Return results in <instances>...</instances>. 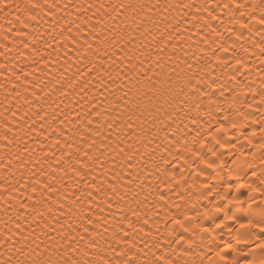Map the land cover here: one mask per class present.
<instances>
[{
	"label": "snow or ice",
	"instance_id": "6c2138e0",
	"mask_svg": "<svg viewBox=\"0 0 264 264\" xmlns=\"http://www.w3.org/2000/svg\"><path fill=\"white\" fill-rule=\"evenodd\" d=\"M0 57V264H264V0H0Z\"/></svg>",
	"mask_w": 264,
	"mask_h": 264
},
{
	"label": "bare ground",
	"instance_id": "6f19581e",
	"mask_svg": "<svg viewBox=\"0 0 264 264\" xmlns=\"http://www.w3.org/2000/svg\"><path fill=\"white\" fill-rule=\"evenodd\" d=\"M4 62V60H3V57H0V63H3ZM0 82H2V77H0ZM11 86V85H10ZM23 89H21V91H22ZM3 95H4V93H3V89H0V100H3ZM50 103H51V101H50ZM57 103H59V101H57ZM61 106H63V105H61ZM177 200H178V197H177ZM163 215V213H161V216ZM162 225H163V221L161 220V229H162Z\"/></svg>",
	"mask_w": 264,
	"mask_h": 264
}]
</instances>
